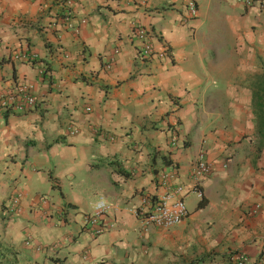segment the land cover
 <instances>
[{
    "label": "crops",
    "instance_id": "crops-1",
    "mask_svg": "<svg viewBox=\"0 0 264 264\" xmlns=\"http://www.w3.org/2000/svg\"><path fill=\"white\" fill-rule=\"evenodd\" d=\"M146 1L0 0V104L21 86L35 100L21 113L0 106V264H234L237 255L264 264V140L246 80L260 71L255 55L264 67V12L194 0L189 19L186 0ZM131 22L149 30L147 59ZM205 25L222 35L203 36ZM245 40L253 55L239 48ZM60 144L70 165L43 159ZM198 153L212 167L199 196L189 190ZM81 168L108 207L97 236L82 218L98 200L84 207L73 191ZM169 170L187 216L144 233L133 211L161 193L157 176ZM16 193L20 212L8 214Z\"/></svg>",
    "mask_w": 264,
    "mask_h": 264
},
{
    "label": "built area",
    "instance_id": "built-area-1",
    "mask_svg": "<svg viewBox=\"0 0 264 264\" xmlns=\"http://www.w3.org/2000/svg\"><path fill=\"white\" fill-rule=\"evenodd\" d=\"M140 8L147 7L146 0H132ZM234 5L240 6L244 9L254 8L259 12H264V0H230ZM65 4L70 5V0H65ZM185 15L189 19H193L197 15V8L194 0H186L184 2ZM65 20V19H64ZM130 26L134 31L135 39L138 42V55L141 58L147 59L154 54L153 46L151 43V35L149 30L135 22H131ZM117 51H114L115 55ZM163 52L158 53L161 57ZM113 55L110 58L107 69L113 62ZM34 97L26 90L25 87H18L13 94H7L0 106L4 109L8 107L14 112H24L26 109L34 106ZM89 109L86 108L85 111ZM92 132L99 137H104L103 133H97L96 129ZM76 130L71 129L70 134H75ZM170 146H174L175 137L171 134L169 139ZM226 167V164H223ZM211 164L207 162L202 153H198L195 162L193 163L189 177L193 183L190 192L199 194L196 188L197 183L204 177L208 176L211 172ZM174 172L172 170L162 171L157 176L158 186L161 188V193L156 196H142L139 205L133 211L134 217L137 221L138 228L142 232H146L149 228H156L166 230L180 224L187 216V209L183 202L184 188L174 182ZM20 194L12 195L6 205V212L8 214H18ZM107 206L102 200H98L94 205V211L91 215H85L82 218V229L89 232V235L97 236L106 231L104 226L99 223V218L107 210ZM234 264H248V260L243 255H237L232 258Z\"/></svg>",
    "mask_w": 264,
    "mask_h": 264
},
{
    "label": "rangeland",
    "instance_id": "rangeland-1",
    "mask_svg": "<svg viewBox=\"0 0 264 264\" xmlns=\"http://www.w3.org/2000/svg\"><path fill=\"white\" fill-rule=\"evenodd\" d=\"M215 28H217V29H215ZM201 33L205 37H218V36L222 35L223 29L219 25H217V27L213 26V28L205 25L204 28L201 29ZM242 46L244 47L245 51L248 50L250 52V50H251V54L253 55L252 47H251V49L250 48L248 49V44H246V40L242 43V45L239 46V48L241 49ZM260 62H261V58H258V56L255 55L254 59H253V65L252 66L255 68L259 67V69L261 71L262 69H264V67H261L262 65L260 64ZM255 73L253 72L249 78H251L252 75H254ZM249 78L246 80L249 81ZM69 155H72L70 148L65 146V144H60L56 148V150L54 151V154L50 153L48 156L44 155L43 159L45 160V158L46 159L48 158L50 161H54L55 159L60 158L62 163H67L68 165H70L71 163L69 162ZM76 161H78L77 157H76ZM51 171L54 173L55 178L58 179V181L60 183H62V191L65 194H68L69 186L64 185L63 177H61L60 175L58 176V174H60L59 172L61 170L56 171V169H51ZM90 173H92V171H89V170L88 171H82V168H81L80 171H78L75 174L76 175V177H75L76 181L73 184V191L75 193L78 192V194H79L78 196L81 198V201H82V206L87 207V208L89 207V204H91L95 200H99V199H97L99 196L98 192H97V190L99 189V186H95L94 184H92L93 180L89 181L86 179ZM51 189L52 188H50L48 186L45 189V191H43V192L44 193L50 192ZM56 193L59 196V192L57 190H56Z\"/></svg>",
    "mask_w": 264,
    "mask_h": 264
},
{
    "label": "trees",
    "instance_id": "trees-1",
    "mask_svg": "<svg viewBox=\"0 0 264 264\" xmlns=\"http://www.w3.org/2000/svg\"><path fill=\"white\" fill-rule=\"evenodd\" d=\"M65 0H62V2ZM67 15H63L60 18L63 20ZM28 62L33 63L36 60L29 59ZM38 62V61H37ZM249 90H250V111L254 119V126L256 135L264 140V69L255 73L249 78ZM204 202L201 200L197 204V208L203 207ZM63 259L58 257H48V264H63Z\"/></svg>",
    "mask_w": 264,
    "mask_h": 264
}]
</instances>
